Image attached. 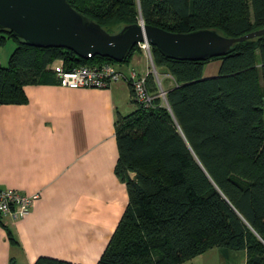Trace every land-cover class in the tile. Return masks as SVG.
Returning a JSON list of instances; mask_svg holds the SVG:
<instances>
[{"label": "trees", "instance_id": "obj_1", "mask_svg": "<svg viewBox=\"0 0 264 264\" xmlns=\"http://www.w3.org/2000/svg\"><path fill=\"white\" fill-rule=\"evenodd\" d=\"M67 1L109 34L141 22L230 38L264 27V0ZM10 40L16 46L0 64V106L25 104L26 86L58 84L60 70L116 63L31 47L0 28V46ZM137 52L135 45L121 65ZM151 59L159 78L168 76L172 85L164 88L148 73L150 106L132 99L135 109L116 120L114 172L128 203L96 264H184L212 249L242 252L245 264H264V36L205 61L170 59L154 47ZM209 61L219 67L205 77ZM0 226L16 245L1 216ZM34 264L74 263L39 257Z\"/></svg>", "mask_w": 264, "mask_h": 264}, {"label": "crops", "instance_id": "obj_2", "mask_svg": "<svg viewBox=\"0 0 264 264\" xmlns=\"http://www.w3.org/2000/svg\"><path fill=\"white\" fill-rule=\"evenodd\" d=\"M125 68L154 71L141 51ZM52 69L59 71L61 62ZM163 79L164 88L172 85ZM24 92L25 104L0 106V189L39 198L16 221L1 216L17 244L0 226V264H34L39 257L96 264L128 203L114 168L116 120L135 109L130 87L124 81L103 89L44 84ZM208 252L219 264L229 257L245 264L242 252Z\"/></svg>", "mask_w": 264, "mask_h": 264}, {"label": "water", "instance_id": "obj_3", "mask_svg": "<svg viewBox=\"0 0 264 264\" xmlns=\"http://www.w3.org/2000/svg\"><path fill=\"white\" fill-rule=\"evenodd\" d=\"M0 28L31 47L62 48L81 59L100 56L116 63L144 42L170 59L205 61L226 55L236 43L264 36V27L230 38L208 29L173 33L142 22L109 34L67 0H0Z\"/></svg>", "mask_w": 264, "mask_h": 264}, {"label": "built area", "instance_id": "obj_4", "mask_svg": "<svg viewBox=\"0 0 264 264\" xmlns=\"http://www.w3.org/2000/svg\"><path fill=\"white\" fill-rule=\"evenodd\" d=\"M151 60V46L146 42L137 45ZM58 84L71 89H103L111 84L124 81L128 84L131 97L137 104L149 107L154 99L146 89V75H140L132 68L121 63H102L100 65H80L70 71L57 73ZM164 93L160 92L163 98ZM39 194H22L14 189H0V216H8L16 221L29 214Z\"/></svg>", "mask_w": 264, "mask_h": 264}, {"label": "rangeland", "instance_id": "obj_5", "mask_svg": "<svg viewBox=\"0 0 264 264\" xmlns=\"http://www.w3.org/2000/svg\"><path fill=\"white\" fill-rule=\"evenodd\" d=\"M15 46H16L15 43L11 40L6 42L5 45L0 46V64L2 66H5L7 64V60L9 58L11 52L14 50ZM140 51L142 52L141 49H140ZM218 67H219L218 61H209L204 66L203 76H215L217 74ZM152 73L155 74L156 76H158V78H159V75L157 74V72L154 73V71L152 70ZM163 77H164V75H161L158 80L161 81V79H162L163 83H164ZM236 261H237L236 258L234 260L233 258L229 257L226 260V262L223 264H236ZM219 263L220 262L218 260L217 254L215 252H207L206 254H203L202 256H197V257L193 258L192 260L185 262L184 264H219Z\"/></svg>", "mask_w": 264, "mask_h": 264}]
</instances>
